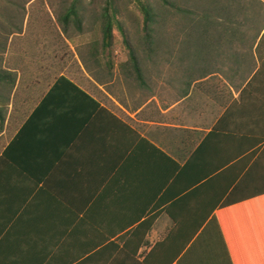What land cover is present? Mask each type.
Segmentation results:
<instances>
[{
	"label": "crops",
	"instance_id": "obj_1",
	"mask_svg": "<svg viewBox=\"0 0 264 264\" xmlns=\"http://www.w3.org/2000/svg\"><path fill=\"white\" fill-rule=\"evenodd\" d=\"M4 51L0 264H264V26L144 84Z\"/></svg>",
	"mask_w": 264,
	"mask_h": 264
},
{
	"label": "rangeland",
	"instance_id": "obj_2",
	"mask_svg": "<svg viewBox=\"0 0 264 264\" xmlns=\"http://www.w3.org/2000/svg\"><path fill=\"white\" fill-rule=\"evenodd\" d=\"M168 1L173 6L164 7L160 0H78L82 26L71 24L65 31L60 18L73 0H0V59L9 44V60H39L41 72L74 75L86 85V74L124 77L121 64L128 60L129 45L138 51L144 75L153 73L154 63L169 64L176 72L200 59L236 58L244 65L251 60L264 26L258 1ZM145 9L155 14V22H147ZM107 13L116 16L113 47L101 56L102 63L113 64L110 71L91 59ZM150 33L153 51L148 55L139 49Z\"/></svg>",
	"mask_w": 264,
	"mask_h": 264
},
{
	"label": "trees",
	"instance_id": "obj_3",
	"mask_svg": "<svg viewBox=\"0 0 264 264\" xmlns=\"http://www.w3.org/2000/svg\"><path fill=\"white\" fill-rule=\"evenodd\" d=\"M254 1L255 3L257 1L260 3L259 0H254ZM77 2L78 0H73V3L67 9V12L60 18V23L65 31H67V28L71 24H74L79 29L82 26V18L80 17L79 11L77 9ZM160 2L164 7L173 6L168 0H160ZM145 13L147 16V22L150 21L155 22V17H156L155 14H152L148 9H145ZM115 24H116V16L110 15V13L104 15L102 38L101 40H99L100 44H96L93 47L94 48L93 51H91V59L93 60V62L96 63V67L105 66L108 71H110V69H112L114 66L112 63L109 62H106V64L105 62L102 63L101 56L104 51H108L113 47ZM259 35L260 34L257 33L256 39L259 37ZM151 38L152 36L150 33L147 35L145 39L146 45L141 46L139 49L144 51L148 55L153 51L152 46H150L152 44ZM128 50H129L128 60L125 63L121 64L124 77L130 82L144 84L145 75H144L143 67L141 65L140 58L138 56V51L130 45L128 47ZM107 73L108 75H110L109 72ZM3 74H7V72L3 71ZM8 74L12 76L10 73ZM12 82L14 84L15 80H13ZM176 246L177 244H174V248ZM176 254L177 253L175 249V257Z\"/></svg>",
	"mask_w": 264,
	"mask_h": 264
}]
</instances>
